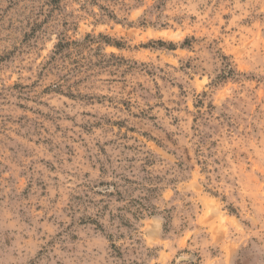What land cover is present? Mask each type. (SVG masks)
Returning <instances> with one entry per match:
<instances>
[{
    "label": "rangeland",
    "instance_id": "obj_1",
    "mask_svg": "<svg viewBox=\"0 0 264 264\" xmlns=\"http://www.w3.org/2000/svg\"><path fill=\"white\" fill-rule=\"evenodd\" d=\"M146 2L148 0H131L130 4L123 3V0H43V3L41 0H0V43L8 49L0 54V240L3 241L0 247L10 246L17 237L23 243L29 239L30 233L38 235L44 228L49 232L57 231L58 224L63 226L68 221L69 228L57 238V242L71 251L78 264H96L103 253H107L103 264H152L153 261L177 264L178 260L179 264H222L230 253L232 264H264V250L260 247L264 238L252 228L254 224L259 227L258 216L248 213V207L259 212L264 188L258 182L259 173L249 175L251 170L245 163L246 153L241 152L239 160L228 155L229 150L237 151L231 148L236 141L245 146L254 144L256 138L253 133L258 132L264 122L260 112V104H264V100H261L262 89L255 72L264 56V11H261L264 5L256 0L251 3L249 0H215V4L207 0V6L214 11L204 22L219 33L217 40L225 44V56L234 53L238 61L231 79L216 87L211 100L203 101L212 110L208 116L215 114L226 96L233 95V88L249 91L247 86L255 85L250 91L255 93V100L260 103L250 112L254 121L252 133L235 136V126L229 124L221 140L211 141L207 158L194 161L195 169L177 163L174 174L169 170L163 177L147 173L149 167L161 171L159 165L163 163L152 151L153 147H161V142L153 137L152 142L145 145L149 155L141 156L139 150L130 154L128 174L116 189L106 192L102 184L96 188L101 194L99 202L89 197L88 192L94 190L87 185L78 184L79 191L68 192L62 188L61 181L67 179L63 173L50 175L56 167L52 164V159H55L53 153L57 149L70 150L67 144L61 147L63 125L74 119L71 112L60 117L28 106L32 84L38 83L50 62L59 63L60 59L74 57L77 74H85L83 84L86 91L80 94L98 98L96 107L101 111H104L101 101L111 103L112 95L127 90L129 97L137 95L141 102L151 99L152 120L170 129L169 137L180 135L175 129L189 130L184 123L187 113L178 111L179 102L169 97L168 85L171 82L165 74L169 65L165 63L160 67L158 63L169 59L171 46L166 43H174L178 39L187 42L188 37L179 31L162 29L169 27V19L176 23L185 19L195 23L197 16L203 14L205 5L192 0L193 7L185 10L192 15L181 12L169 17L165 13L176 11L181 4L186 6L188 0H150L149 6L134 21L116 14L117 9L127 12L144 8ZM45 7L49 14L56 13L62 20L63 31L61 38L55 36L50 39L47 51L41 48L37 54L39 26L36 20ZM110 24L116 25L119 31L111 30ZM149 28L150 36L145 37L143 33ZM33 55L37 60L44 56L40 64L45 67L37 66L36 78H30L32 84H24L13 65L19 67L25 58L31 60ZM24 75L27 76V72ZM172 87L176 85L172 84ZM61 101L81 104L69 96L51 97L52 105L59 107ZM169 102L176 107L168 106ZM126 104L131 105L132 100L128 99ZM187 119L188 125L192 126L191 131L195 132L196 119L191 116ZM52 128L55 132L50 131ZM212 130L209 128V133ZM216 131L220 132V129ZM56 133H61V137ZM206 136L211 139L209 134ZM199 149L198 145L196 155H204ZM185 151L191 162L192 155ZM218 152L224 155L213 159ZM171 155L169 153V158ZM209 161L215 167H209ZM222 162L226 174L225 194L218 198L219 189L214 195L201 180L208 181L210 174L220 172ZM131 176L136 178L130 179ZM241 176L244 179L241 180ZM216 179L219 183L220 177ZM237 180L239 199L233 190ZM49 192L56 197L53 205L56 213L45 219L41 207L36 206L35 212L40 215H33L31 202H45L43 197ZM82 208L84 214L77 215ZM89 208L92 211L87 214ZM237 208L247 219L241 221ZM68 209L73 218L64 215ZM185 209L191 215L190 220ZM7 224L14 227L7 228ZM104 239L108 241V247L102 251ZM174 240L178 243H173ZM33 242H37L35 237ZM242 243H248V247L241 246L236 251L237 244ZM170 252L174 254L170 256Z\"/></svg>",
    "mask_w": 264,
    "mask_h": 264
},
{
    "label": "clouds",
    "instance_id": "obj_2",
    "mask_svg": "<svg viewBox=\"0 0 264 264\" xmlns=\"http://www.w3.org/2000/svg\"><path fill=\"white\" fill-rule=\"evenodd\" d=\"M41 2L43 3V0ZM249 2L251 3L252 0H249ZM256 2L264 5V0H256ZM123 3L130 4L131 0H123ZM149 3L150 0L146 2L144 8L132 9L127 12H121L117 9L116 14L118 17L127 16L129 21H134L145 11ZM198 3L204 4L205 10L202 15L197 16L195 23H190L187 19L181 23H176L174 20L169 19L167 21L169 27L162 29L171 32L179 31L183 36L188 37L187 42L178 39L174 43H166V45L171 46L168 50L170 53L169 59L158 62L160 67H164L165 63L169 65L165 68V74L171 82L168 85L170 100L178 101L180 105L178 111L187 113L184 116V123L189 130L175 129V132L180 134L179 136L169 137L168 132L170 129H165L157 121L152 120L153 104L151 99L141 102L137 95L129 97L127 90L124 93L112 95L111 103L101 101L104 111L97 108L96 99L98 98L80 94L82 91H86L83 84L85 74H77L76 65L73 63L74 57L60 59L59 63H48V70L38 78L36 84H32L30 78H36L37 66L45 67V65L40 64V61L45 59L44 56H40V59L37 60L36 56L33 55L31 60L25 58L23 64L19 67L13 65L17 74L22 77V83L32 84L33 90L29 98L31 102L28 105L30 108L39 109L42 112H51L53 116L60 117L67 116L71 112L74 117L70 124L63 125L61 147L63 148V145L67 144L70 146V150L57 149L53 153L55 159L48 157L52 159V164L56 165L50 175L63 173L67 177V179L61 181L64 190L68 192L79 191L78 184L87 185L94 190L88 192L89 197L95 202L101 201L99 198L101 194L96 191V188L102 184L106 192L116 189V186L128 174L127 159L130 154L139 150L141 156L149 155V150L145 145L152 142L153 137L161 142V147L160 149L153 147L152 151L155 152L157 158L163 160V163L159 165L161 171L157 172L156 169L149 167L147 173L150 176L155 174L163 177L169 170L174 174L177 163H182L186 168L195 169L194 161L207 158V150L211 141L221 140L222 133L228 130L229 124L235 126V136H240L241 133L247 136L248 133H252L254 121L250 112L255 110L257 103H260V101L255 100V93L250 91L255 88V85H248L249 91L233 88V95L226 96L223 104L216 108L215 114L211 117L208 116V112L212 110L203 104L205 99L211 100L217 86L231 79L238 61L235 60L234 53L225 56V44H221L217 40L219 33L215 28H209L204 24L214 8L207 6V0H198ZM212 3L215 4V0H212ZM193 5L192 0H188L186 6L181 4L176 11L167 12L165 15L171 17L181 12L192 15V13L185 10L192 8ZM261 11H264V7L261 8ZM152 19L154 20L155 17ZM36 24L39 26L37 33L39 47L35 49L38 54L41 48L45 51L48 50L47 45L50 39H54L55 36L61 38L63 29L61 27L62 20L57 17L56 13L49 14L47 7L39 15ZM109 28L113 31H119L116 25L110 24ZM150 30L151 28L144 31L143 35L149 37ZM192 37H196V39H192ZM5 49H7L6 46L0 43V54H3ZM11 52L9 51L10 54ZM29 68L32 70L29 71ZM240 71H243V69H240ZM25 72H27V76L24 75ZM255 72L257 73L259 86L262 89L261 100H264V56L260 58L259 66L255 69ZM87 75H91V73ZM172 84H175L176 87L173 88ZM205 84H207V87H203ZM228 86L232 87L231 84ZM205 93H207V96L204 95ZM53 95L58 97L69 96L73 101L79 100L81 104L75 105L68 103V101H61L59 107H57L51 104ZM128 99L132 100L131 105L126 104ZM168 106L176 107L170 102ZM158 111L156 110L157 113ZM260 112L261 116L264 117V104H260ZM188 116L196 119L195 132H192V126L188 125ZM205 124H208V127H205ZM45 127L47 128L48 125L45 124ZM209 128L213 129L211 133H209ZM259 128L258 132L253 133L256 138L254 144L248 143L245 146L240 141H236L231 145V148H236L237 151L233 153L229 150L228 155L239 160V154L241 152L246 153L245 163L248 169L251 170L249 175L256 176L259 173L258 182L264 188V122L260 124ZM216 129H220V132H217ZM50 131L55 132V129L52 128ZM206 134L211 136L210 140ZM56 136L61 137V133H56ZM198 145L200 146V152L204 154L202 156L196 155ZM185 150L192 155L191 162L187 159ZM212 151L216 152L215 149ZM169 153L172 154L171 158H169ZM223 155V152H218L213 156V159L220 158ZM69 159L72 161L71 164H69ZM208 166L215 167L211 161H209ZM225 175L222 162L220 172L210 174V180H201V183L210 189L214 195L217 194L219 189V198L225 194ZM217 176L220 177L219 183L216 179ZM73 177H76V179L74 180ZM135 178V176L130 177V179ZM229 179H234V177H229ZM240 179L242 180L244 177L241 176ZM238 183L237 180L233 184V190L237 192V199H239ZM56 191L60 192L61 190L56 189ZM39 195L40 192L37 191V196ZM55 199L56 197L49 192L43 197L45 202L33 200L31 202V213L38 217L40 213H36L35 208L40 206L41 212L47 219L48 216L55 214L57 211L53 206ZM91 211L92 208H89L87 214H90ZM82 213L84 214L83 208L76 214ZM248 213L253 217L258 216L257 224L259 227L254 224L252 228L254 232H258L264 238V199L260 202L259 212L255 208L248 207ZM185 214L188 215L190 220L191 215L187 209H185ZM237 214L241 215V221L247 219V216L241 214L240 208H237ZM64 215L73 218L69 209ZM4 219L6 220L7 217ZM6 227L12 228L14 225L7 224ZM190 227L194 228V225H190ZM68 228L69 223L65 221L63 226L57 225V231L49 232L47 228H44L39 231L38 235L35 232L30 233L29 239L23 243L17 237L10 246L0 247V264H78L71 251L57 242V238L64 234L65 229ZM34 237L36 243L33 242ZM245 238L249 239V237ZM2 243L3 241L0 240V245ZM118 243L126 244L125 241H118ZM173 243L177 244L178 241L174 240ZM241 246L247 248L248 243L237 244L235 250L239 251ZM106 247H108V241L104 239L101 250L103 251ZM260 247L264 250V243H261ZM89 251H91V248H89ZM173 254V252L169 253L170 256ZM105 255L107 253L99 256L96 264H103ZM152 264H158V261H153ZM177 264H179V260ZM222 264H232L231 253L228 260L223 261Z\"/></svg>",
    "mask_w": 264,
    "mask_h": 264
}]
</instances>
